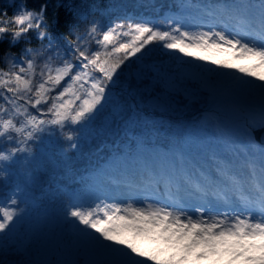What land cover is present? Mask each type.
<instances>
[{
    "label": "trees",
    "instance_id": "obj_1",
    "mask_svg": "<svg viewBox=\"0 0 264 264\" xmlns=\"http://www.w3.org/2000/svg\"><path fill=\"white\" fill-rule=\"evenodd\" d=\"M253 1L0 0V26L17 27L4 17L5 10L11 16L22 6L25 10L39 11L43 4L41 29L46 30L42 38H38L37 29H29L15 40L10 32L0 34V71L10 73L19 67L26 69L29 60L33 64L29 74L32 92L13 94L7 88L14 87V84L7 87L0 85V152L10 156L9 160L0 159V207L15 200L17 209L29 204L37 215L46 210L51 217L61 216L72 204L75 195L89 193L92 181L111 164L115 163L116 169H129V160L136 155L139 147L142 146L145 153L156 146L165 147L172 154L176 152L182 146L181 139L185 132L175 134V123L183 121L191 125L192 130L198 131L202 126L201 110L215 101L220 102L224 96L219 94L208 100L206 90L192 98L178 92L177 96L181 99L177 109L179 113L173 112L174 116L168 113L155 115L146 103L163 89L168 73L180 78L183 85L193 83L186 75L191 64L187 63L188 70L184 63L179 66L178 60L164 52L161 43L157 42L147 46L135 57H130L121 66L115 84L109 87L110 99L95 116L86 123H69L61 128L47 123L51 119V97L62 91L71 81V76L65 77L56 86L50 93L49 101L32 106L35 102V87L44 82L49 74H55L57 67L72 63L74 68L71 74H75L82 59L79 51H84L91 59L97 51L103 55L120 43H126L129 36L124 33L129 21L148 20L169 31L173 20L167 17V13L179 16L175 19L183 22L185 17L182 8L185 6L188 7L189 16L213 20L215 15L205 14L216 10L220 15L223 7H231L237 2L250 8L254 6ZM110 29L113 31L114 43L105 46L99 41L102 40L103 32ZM27 45H31V48ZM7 52H10L9 56L15 53L11 62L5 57ZM49 69H52L51 73ZM89 71H92V66H89ZM4 78L8 79L7 76ZM30 117L45 120L44 130L35 132L26 143H17L18 140L24 141L25 132L31 130L27 124ZM8 121L15 127L6 130L3 125ZM15 128L22 130L18 133ZM69 136L72 139H68ZM73 143L76 144L75 148L72 147ZM11 148L25 150L12 154ZM90 194L91 197L95 196L93 192ZM26 196L30 197V202H27ZM20 242L9 236H0V264H35L33 254L37 248L33 247L36 243H29L22 250Z\"/></svg>",
    "mask_w": 264,
    "mask_h": 264
},
{
    "label": "snow or ice",
    "instance_id": "obj_2",
    "mask_svg": "<svg viewBox=\"0 0 264 264\" xmlns=\"http://www.w3.org/2000/svg\"><path fill=\"white\" fill-rule=\"evenodd\" d=\"M256 7L258 11L255 16L246 15L252 24L258 26L254 30L258 40L251 39L248 34L230 36L225 31L214 29L194 35L181 31L179 25L171 31H161L148 20L129 21L128 31L124 33L125 36H131L128 42L120 43L103 55L97 51L92 54L91 59L84 51H79V57L82 58L80 69L71 74L74 68L72 63L56 68L55 74H49L44 82L35 87V102L32 106L49 101L50 93L56 86L65 77L71 76L67 86L58 95L51 97V119L47 123L59 125L61 128L69 123H86L103 107L108 98L109 87L115 84L121 66L130 57H135L147 46L157 42L173 53L239 73L242 83H252V86L260 84L261 94L264 95V0H258ZM230 14L238 13L232 11ZM42 21L43 17L27 14L20 18V26L24 27L27 22V32L29 29H37L44 37L46 31H41ZM17 34L20 35L19 32ZM99 42L105 46L113 44V31H104ZM217 53H231V58H216ZM243 58L251 60L252 63L244 66L233 62ZM89 66H92V71H89ZM32 70L33 64L29 60L26 69L19 67L17 71L10 73L0 71V85L7 87L14 84V87L7 88L13 94L21 91L32 92L29 76ZM5 76L8 77L7 80ZM66 95L73 99H64ZM258 123L260 128H264V113L260 114ZM27 124L31 130L25 132L24 141L18 140L17 143H26L32 139L35 132L44 130L46 122L30 117ZM3 127L7 130L15 126L8 121ZM248 127L251 128L252 125ZM21 130L15 128L18 133ZM67 138L72 139L71 136ZM72 147L75 148L76 144L73 143ZM24 150L11 148L10 152L16 154ZM0 159L9 160L10 156L0 152ZM261 173L259 179L253 180L254 191L239 196L242 205L247 209V215H206L202 208H196L193 213L183 206L179 209L152 205L138 207L131 203L126 206L120 203L97 206L95 210L89 211L73 206L67 215L83 225L84 229L98 234L101 241L124 249L120 253L122 258L119 264H264V168ZM197 191L204 196L209 195L199 186ZM212 195L219 193L214 191ZM223 196L227 201V193ZM11 203L16 204V201L12 200ZM16 218L14 208L0 207V234L8 231Z\"/></svg>",
    "mask_w": 264,
    "mask_h": 264
},
{
    "label": "rangeland",
    "instance_id": "obj_3",
    "mask_svg": "<svg viewBox=\"0 0 264 264\" xmlns=\"http://www.w3.org/2000/svg\"><path fill=\"white\" fill-rule=\"evenodd\" d=\"M253 3L254 6L250 8L241 2H237L228 8L226 6L222 14V16H226L225 19L220 16L216 17L219 15L216 10L205 14V16L215 15L214 20L203 17L199 20V24L189 23L188 19H185L184 22L176 19L171 30L179 25L181 31H188L195 35L202 31L214 29L225 31L230 36L248 34L251 39L258 40L254 31L258 26L252 24L247 16L257 14L256 5L258 2L254 0ZM182 10L183 15L188 17V7L185 6ZM232 11L238 14H230ZM152 25L156 29L167 31L159 25ZM125 31L127 32L128 29ZM174 34L179 35V33ZM130 39L131 36L129 35L126 42ZM161 48L164 52L173 55L178 60L179 66L184 63L188 70L187 63L191 64L186 75L191 78L193 82L191 85L193 86L183 85L180 78L178 79L174 74L168 73L162 85L163 89L148 99L147 107L157 116H160V113L172 115L173 112L179 113L177 109L180 107L181 99L177 96L178 92H182L184 97L192 98L206 90L208 100L215 95L224 94L222 100L208 110L210 114L205 126H200L199 130L194 132L196 139V153L194 155H198L197 158L200 160L205 158L209 168L218 171L216 182L219 194L220 191H229L226 185L222 183L227 181L226 175H229V171L240 170L245 174V176L243 175L244 179H248L250 182L259 179L262 174L261 170L264 168V147L261 146L264 143L255 139L253 130L259 127L260 114L264 113V95L260 91L261 85L256 83L255 86H252V83H242L239 73L220 69L216 65L204 61H195L182 54L173 53L162 46ZM216 58L230 59L231 53H217ZM233 62L244 66L252 63L247 58ZM80 65L81 63L79 69ZM256 71H261V69H256ZM75 87H79V85H75ZM110 97L111 93L108 92V98L104 104L108 102ZM64 99L73 98L66 95ZM184 124L183 121L176 122L173 126L174 133L180 134L186 131L187 124ZM248 125H252V127L249 128ZM129 161V169H116L115 163H113L101 171L92 181L89 193L81 196L76 195L73 203L58 217H51L46 210L37 215L30 209L29 204H24L17 209L16 204H12V200H10L3 207L14 208L17 218L9 230L0 236H9L16 241H21L22 250H25L29 243H36L33 247V249L37 248L33 254L35 264H119L122 258L120 253L125 250L118 249V246L109 242L101 241L98 234L84 229L83 225H79L78 222L74 221V218L68 216L67 213L73 206L79 207L83 211H89L95 210L97 206L104 207L113 203L126 206L131 203L138 207L152 205L171 206L179 209L183 206L193 213L196 208H202L206 215L224 213L231 217L234 214H248L239 196L234 194L231 201L225 202L218 196L212 199L205 198L194 189V192L188 193L184 201L177 205L161 197L163 194L160 189H156L151 182L152 180H148L144 176L150 178L153 175L155 177L156 174L159 177L168 171L173 173L174 170L177 173H182L188 164L187 168H192L190 160L185 159L179 151L172 154L165 147L156 146L145 153L141 146L136 155ZM200 164L204 168L203 162ZM195 169L197 170V168ZM223 169L228 170V172L225 174ZM135 178L136 181L140 180L143 183L137 185L128 183L129 180ZM128 184L131 186L127 187ZM237 188L235 185V189ZM21 191L20 189L19 193ZM90 192L95 193V196L91 197ZM25 199L30 202V197L26 196ZM144 243L147 244V242Z\"/></svg>",
    "mask_w": 264,
    "mask_h": 264
},
{
    "label": "clouds",
    "instance_id": "obj_4",
    "mask_svg": "<svg viewBox=\"0 0 264 264\" xmlns=\"http://www.w3.org/2000/svg\"><path fill=\"white\" fill-rule=\"evenodd\" d=\"M44 5H41V8L39 11H36L35 9H28L25 10L24 7L22 6L21 9L14 13L13 15L9 16L6 12V10L4 11V17L7 18L8 21L13 22L17 27L16 28H9L7 26H0V34H3L5 32H10L12 33V39L15 40L17 39L22 33H26L27 32V22L24 23V27L20 26V18L22 16H25L27 14H32L34 16H39V17H43V12H44ZM41 31H46L45 29H41ZM20 33V35H18L17 33ZM38 38H42V36L38 33ZM67 39H71L70 37H65ZM26 47L31 48V45H27ZM10 52L5 53V57H8V61L11 62L12 59L11 57L15 55V53H11V55L9 56ZM23 58V57H22Z\"/></svg>",
    "mask_w": 264,
    "mask_h": 264
},
{
    "label": "water",
    "instance_id": "obj_5",
    "mask_svg": "<svg viewBox=\"0 0 264 264\" xmlns=\"http://www.w3.org/2000/svg\"><path fill=\"white\" fill-rule=\"evenodd\" d=\"M253 133L256 140H258L260 143H264V128H255Z\"/></svg>",
    "mask_w": 264,
    "mask_h": 264
}]
</instances>
